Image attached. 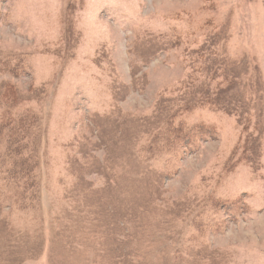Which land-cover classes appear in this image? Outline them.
Here are the masks:
<instances>
[{"label": "rangeland", "instance_id": "obj_1", "mask_svg": "<svg viewBox=\"0 0 264 264\" xmlns=\"http://www.w3.org/2000/svg\"><path fill=\"white\" fill-rule=\"evenodd\" d=\"M0 264H264V0H0Z\"/></svg>", "mask_w": 264, "mask_h": 264}]
</instances>
